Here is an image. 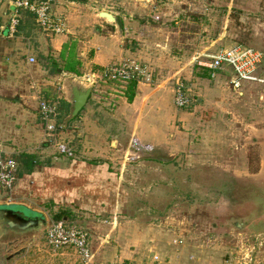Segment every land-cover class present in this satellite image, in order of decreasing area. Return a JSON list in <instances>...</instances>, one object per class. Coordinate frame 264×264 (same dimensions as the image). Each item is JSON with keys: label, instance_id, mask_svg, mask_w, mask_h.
Here are the masks:
<instances>
[{"label": "rangeland", "instance_id": "1", "mask_svg": "<svg viewBox=\"0 0 264 264\" xmlns=\"http://www.w3.org/2000/svg\"><path fill=\"white\" fill-rule=\"evenodd\" d=\"M159 1L171 8L177 3ZM187 1L195 10L160 23L170 50L161 54L152 45V55L129 59L148 65L153 74L150 84L138 85L133 103L125 84L87 82L94 72L70 75V81L92 88L91 99L79 117L69 119L68 128L58 127L44 143L59 145L55 133H60V143L78 158L113 155L126 163L123 188L132 197L127 218L134 219L132 226L141 235L130 243L133 250H144L150 240L159 244L153 253L162 254L163 243H169L193 254L196 264H258L264 262V60L256 72L260 82L244 83L236 91L225 88L231 76L211 80L195 64L205 61L201 55L238 45L264 54V0ZM6 12L0 10V17ZM166 12L173 14L172 9ZM186 37L196 40L187 43ZM195 44L198 51L188 55ZM178 80L190 90L194 104L189 110L175 105ZM111 94L121 100L109 104L105 98ZM94 96L106 102L103 109L91 107ZM111 114L118 119L130 114L134 120L131 125L113 123ZM131 134L155 151L138 161L128 160V148L104 151L113 138L126 144ZM44 231L18 244L0 234V264H90L74 248L52 250ZM179 239L184 243L176 246Z\"/></svg>", "mask_w": 264, "mask_h": 264}, {"label": "crops", "instance_id": "2", "mask_svg": "<svg viewBox=\"0 0 264 264\" xmlns=\"http://www.w3.org/2000/svg\"><path fill=\"white\" fill-rule=\"evenodd\" d=\"M49 1L52 15L67 21L64 34H47L39 27L35 15L20 12L17 33L9 35L15 0H0V10L8 9L6 17H0V154L9 156L18 165L14 189L11 192L0 190V209L24 213L46 224L64 223L68 228L87 232L92 254L90 264H196L193 254L185 255L186 250L171 247L169 243H163V255L153 253L159 247L155 241L148 240L141 251L130 248V243L140 240L141 235L132 226L134 219L127 218L132 197L123 188L126 163L110 154L111 157L101 159L76 156L69 159L59 154L57 146H69L60 143V133H55L59 145L44 143L50 133L45 129L39 110L41 102L56 101L58 105L71 104L73 113L68 90L69 77L74 74L64 67L72 57L81 62L76 70L88 74L132 58L150 56L152 45L159 53H167L170 39L160 23L171 15L176 20L175 17L188 8L195 10V5L187 0H177L172 8L159 0ZM167 9H172L173 14L167 13ZM104 13L115 20L103 17ZM195 40L185 38L187 43ZM189 48L188 55L198 51L196 44L195 48ZM187 51L182 52L186 55ZM29 58L35 62H29ZM113 96L105 98L110 99L111 105L112 101L121 100ZM105 103L101 97L94 96L91 107L99 111ZM62 114L52 124L57 128L62 121L60 126L66 129L72 114L67 118ZM111 117L115 119H111L113 123L120 120L125 125H131L134 120L130 114H123L119 119L117 114ZM135 136L131 134L126 144L123 138H113L109 142L110 150L104 151L127 152L130 139ZM56 216L61 218L57 220ZM4 231L0 230L4 235L2 239H14V244L33 234ZM147 233L150 230L147 229ZM125 258L130 259V263L125 262Z\"/></svg>", "mask_w": 264, "mask_h": 264}, {"label": "built area", "instance_id": "3", "mask_svg": "<svg viewBox=\"0 0 264 264\" xmlns=\"http://www.w3.org/2000/svg\"><path fill=\"white\" fill-rule=\"evenodd\" d=\"M15 11L10 20L9 35L14 36L19 26V13L28 12L35 15L41 30L47 34L59 35L67 32V21L61 17L52 15V6L49 0H15ZM1 32V26H0ZM264 54L256 49L238 45L234 48L223 49L215 54L201 55L203 60H196L200 69L211 72L212 80L223 75L231 76L225 88L228 90H240L244 83L260 82L256 77V72L264 60ZM29 62L34 63L35 59L29 58ZM107 80L110 82H137L138 84H150L153 80L151 68L138 62L128 60L121 64H115L103 70V74H92L87 82L96 83L97 80ZM96 81V82H95ZM190 90L184 82L178 80L175 87V105L179 109L187 108L191 103ZM40 114L45 129L51 132L57 130L52 123L59 117L58 103L41 102ZM50 136V135H49ZM50 140V144H55ZM58 151L73 157L72 151L65 145L57 146ZM130 151L132 156L129 161H138L155 151L154 146L143 144L138 138L130 139ZM0 154V190L11 192L14 189L17 179V162L7 156ZM44 238L47 244L54 249L66 247L74 248L85 262H90L92 254L90 249L89 234L83 230L68 228L64 223L50 222L44 231ZM175 245H181L184 240L179 239ZM155 260L158 262L159 258ZM126 264V263H123ZM264 264V262L258 263Z\"/></svg>", "mask_w": 264, "mask_h": 264}, {"label": "water", "instance_id": "4", "mask_svg": "<svg viewBox=\"0 0 264 264\" xmlns=\"http://www.w3.org/2000/svg\"><path fill=\"white\" fill-rule=\"evenodd\" d=\"M103 17L115 20L111 15L104 13ZM70 100L73 104V113L71 118L77 117L85 108L92 95V88H84L76 81H71L69 85ZM7 226V228H3ZM45 221L37 218L27 217L24 213L20 214L14 210L0 209V230H5L4 233L14 232L16 234L37 233L46 229Z\"/></svg>", "mask_w": 264, "mask_h": 264}, {"label": "trees", "instance_id": "5", "mask_svg": "<svg viewBox=\"0 0 264 264\" xmlns=\"http://www.w3.org/2000/svg\"><path fill=\"white\" fill-rule=\"evenodd\" d=\"M76 1H78V0H76ZM83 1V0H82ZM80 65V62L75 58V57H72L69 61H67V63H66V65L64 66L65 67V70L67 71V72H70V73H73L74 75H78V74H80V71H78V70H76V68H77V66H79ZM203 70V72H205V75L208 77V78H210L211 80H212V78H211V72L210 71H208V70H206V69H202ZM96 73L97 74H103V69L102 70H100V71H96ZM101 82H108L107 80H102ZM112 83H120V84H125L126 86H127V88H128V96H127V98H128V101L130 102V103H132L133 101H134V99H135V96H136V89H137V87H138V83L137 82H112ZM45 102H48V103H57L56 101L55 102H53V101H45ZM194 103H193V101H192V99H191V103H190V105L186 108V110H189L191 107H192V105H193ZM58 108H59V113L60 114H62L63 112H64V110L66 111V113L64 114H62V115H64V118H67V117H69L72 113H71V108H72V105L70 104V105H66V104H59L58 105ZM77 117H79V115L77 116ZM77 117H74V118H71L72 120H74V119H76ZM60 118H62V116L60 115ZM70 121L71 120H68L67 122H69L70 123ZM61 124H63L64 122H60ZM60 124V125H61ZM60 125H58L57 126V128L58 127H62V126H60ZM70 150H71V148H69ZM72 151V153H73V150H71ZM59 154H61V155H63V156H65V157H67V158H69V159H74L75 158V155H74V153H73V157H69L68 155H66V154H62V153H60L59 152ZM18 166V165H17ZM61 217L60 216H56V219L57 220H59Z\"/></svg>", "mask_w": 264, "mask_h": 264}]
</instances>
